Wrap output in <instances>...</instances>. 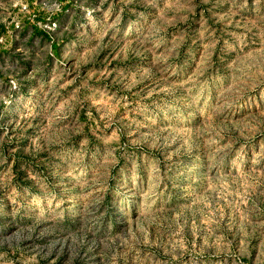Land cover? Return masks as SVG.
I'll list each match as a JSON object with an SVG mask.
<instances>
[{
	"label": "rangeland",
	"instance_id": "374dc122",
	"mask_svg": "<svg viewBox=\"0 0 264 264\" xmlns=\"http://www.w3.org/2000/svg\"><path fill=\"white\" fill-rule=\"evenodd\" d=\"M0 264H264V0H0Z\"/></svg>",
	"mask_w": 264,
	"mask_h": 264
}]
</instances>
